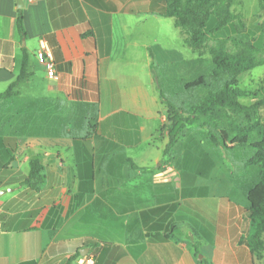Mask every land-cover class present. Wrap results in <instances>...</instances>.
Listing matches in <instances>:
<instances>
[{
  "label": "crops",
  "instance_id": "1",
  "mask_svg": "<svg viewBox=\"0 0 264 264\" xmlns=\"http://www.w3.org/2000/svg\"><path fill=\"white\" fill-rule=\"evenodd\" d=\"M23 1L24 38L16 0H0V94L24 50L31 74L0 103V264H264L241 243L247 186L200 127L165 153L159 76L179 63L177 77L193 73L196 60L161 15L165 0ZM42 44L53 77L36 57ZM35 159L39 192L21 185ZM165 163L176 181L154 177Z\"/></svg>",
  "mask_w": 264,
  "mask_h": 264
},
{
  "label": "trees",
  "instance_id": "2",
  "mask_svg": "<svg viewBox=\"0 0 264 264\" xmlns=\"http://www.w3.org/2000/svg\"><path fill=\"white\" fill-rule=\"evenodd\" d=\"M237 1L165 0L161 15L173 18L176 26L186 35V45L199 53L200 57L194 61L195 65L208 66L207 70L203 69L193 80L177 81L179 83L173 86L179 95H174V99L161 91L171 123L165 153L172 150L189 127H200L198 132L212 146L231 181L237 186L235 164L228 159L227 153L239 149L248 151V154L252 152L240 167L238 165V168L246 172L245 176H254L253 167L258 165L257 181L252 179L245 189L250 232L241 238V243H245L252 255L257 257L264 252V95H250L240 89L238 80L241 75L264 65V24L258 29L261 32L258 39L247 40L234 36L225 38L224 30L240 20L239 15L233 11ZM259 6L264 10V0H259ZM19 12L17 27L24 38L22 9ZM230 43L232 47L228 48ZM204 51L208 54L207 59L202 55ZM29 65V55L24 50L20 74L0 94V103L18 96L20 84L31 77ZM183 66L184 63H179L166 67L168 83L175 82L177 70L180 72ZM158 70V67H154L156 74ZM206 71H210V74ZM206 74L210 75V80L206 78ZM261 88L264 90L263 86ZM248 98H252V102L244 103L243 100ZM90 125L93 129V125ZM45 178V167L35 159L30 162L29 176L21 185L39 192ZM203 262L211 264L205 259Z\"/></svg>",
  "mask_w": 264,
  "mask_h": 264
},
{
  "label": "rangeland",
  "instance_id": "3",
  "mask_svg": "<svg viewBox=\"0 0 264 264\" xmlns=\"http://www.w3.org/2000/svg\"><path fill=\"white\" fill-rule=\"evenodd\" d=\"M233 11L239 15L240 20L236 23V25H230L224 30L223 36L225 38L234 36L239 38L243 37L247 40H252L261 37V32L258 29H260L261 25L264 24V10L260 9L259 0H238L233 6ZM231 47L232 44L230 43L228 45V48ZM202 55L204 59H207L208 54L206 53V51H204ZM195 56L196 59L200 57L199 53H195ZM205 68L207 70L208 66L196 64L195 72L190 73L188 75L181 74L183 75V76L180 75L181 77L176 76L177 78H175L174 83L173 81L171 83H168L165 76L162 77L159 76V82H161L160 85H162L161 91L164 93V95H167L168 97L174 99L175 98L174 95H179V94L175 92L176 88L173 85L178 84L179 82L177 81H180L181 79L186 77H187L186 80H191V78L193 77L192 75H194L195 78V75H197L199 72H203L202 70ZM163 71L165 73L167 71V68H164ZM209 72L210 71H206L207 74H210ZM207 74H206V78L210 80L211 77L210 75ZM238 81H239L238 85L240 89L249 92L250 95H256L258 97L263 96L264 90L261 88V86L264 87V65L253 69L251 72H247L241 75ZM243 102L246 104H250L252 102V98L245 99L243 100ZM227 154H228V159L235 164V168H236L235 176L238 177L237 187L249 186L250 185L249 183H251L252 179H254V181H257L258 179V174H257L258 170L256 168L258 167L257 164H255L254 165L255 167H253L254 176H245L244 173L246 172L238 168V165L240 167L242 163L246 160V158L249 157V154H252L251 151L248 154V151H243L242 149H239L237 151H229Z\"/></svg>",
  "mask_w": 264,
  "mask_h": 264
},
{
  "label": "built area",
  "instance_id": "4",
  "mask_svg": "<svg viewBox=\"0 0 264 264\" xmlns=\"http://www.w3.org/2000/svg\"><path fill=\"white\" fill-rule=\"evenodd\" d=\"M36 57L38 62L47 69L49 74L52 77L55 76V60L52 50L45 44H42L41 48L36 54ZM154 177L158 181L162 182L176 181L177 172L172 163H165L160 167V169H158Z\"/></svg>",
  "mask_w": 264,
  "mask_h": 264
},
{
  "label": "water",
  "instance_id": "5",
  "mask_svg": "<svg viewBox=\"0 0 264 264\" xmlns=\"http://www.w3.org/2000/svg\"><path fill=\"white\" fill-rule=\"evenodd\" d=\"M16 2H17V6H18L19 9L24 8V5L25 4H24V1L23 0H16Z\"/></svg>",
  "mask_w": 264,
  "mask_h": 264
}]
</instances>
